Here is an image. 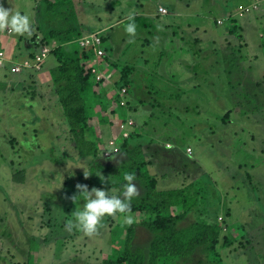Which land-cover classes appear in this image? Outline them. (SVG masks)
Returning <instances> with one entry per match:
<instances>
[{
  "label": "rangeland",
  "instance_id": "obj_1",
  "mask_svg": "<svg viewBox=\"0 0 264 264\" xmlns=\"http://www.w3.org/2000/svg\"><path fill=\"white\" fill-rule=\"evenodd\" d=\"M48 1L68 9L62 12L69 11L82 37L101 31L109 36L105 45L116 54L122 43L132 44L129 53L143 50L135 59L145 70H138L126 106L120 100L107 110L96 103L87 137L97 142L100 151H106L115 139L119 148L107 158L105 151L94 158L81 156L71 139L52 81L57 56L51 54L39 72L16 74L11 68H0V264H104L115 259L117 250H125L128 226L133 224L132 250L149 253L155 236L142 225L152 219L149 215L131 214L130 225L119 213L105 216L91 236L65 229L75 210L71 197L78 194L76 185L119 195L120 176L98 166L124 169L133 150L143 155L148 172L157 177L159 191L183 188L188 195L187 187H193L188 199L195 207L180 228L200 220L215 224L218 212L227 218L231 210L220 225L222 231L228 227L222 237L229 238L220 239L221 264H264V0L259 10L249 13L245 10L255 0ZM160 4L169 16L158 12ZM0 5L27 14L32 22L30 35L0 31V36H11L12 46L13 38L21 44L16 50L0 46L17 62L35 51L29 49L27 39L38 36L39 40L43 31L67 26L63 17L52 21L42 0H0ZM129 17L137 26L134 35L125 32ZM172 20L166 32L161 25ZM193 23L200 25L197 32L189 28ZM156 33L161 35L155 38ZM171 33L173 45L146 43L166 40ZM61 38L65 36L52 41L56 48H79ZM175 73L184 77L176 80L193 86L185 94L174 95L176 102L167 103L163 96L169 95L145 87L158 84V75L171 83L168 80L173 81ZM105 88L107 98L114 99L116 90ZM100 91L96 83L94 92ZM129 100L142 117H133L131 111L120 117ZM124 119L136 124L126 140L118 124ZM125 142L127 149L119 152ZM189 148L193 153L189 154ZM84 171L92 175L85 178ZM99 173L105 183L95 175ZM133 183L137 196L144 195L141 183ZM172 212L184 211L173 207ZM179 264L214 263L198 250L192 262Z\"/></svg>",
  "mask_w": 264,
  "mask_h": 264
},
{
  "label": "trees",
  "instance_id": "obj_2",
  "mask_svg": "<svg viewBox=\"0 0 264 264\" xmlns=\"http://www.w3.org/2000/svg\"><path fill=\"white\" fill-rule=\"evenodd\" d=\"M44 4L47 5V9H44L45 13L53 18L52 21H58L63 17L67 26L63 30L49 28L43 31V37L39 40H36L38 36H34L33 39H27L29 49L33 47L36 50L40 45H50L54 38L62 35L65 38L60 40L67 39L70 44L77 43L76 41L82 37V34L72 25L69 11L66 13L62 12V10L65 9L67 11L68 9L62 3H52L48 0H42V6ZM101 36L104 49L107 52L108 49L105 42H108L109 36L104 34ZM1 47L0 50L2 49ZM33 53L31 52L26 58H32ZM52 54L57 56L59 60V65L52 71V81L60 97V105L70 128L71 139L81 156L98 158L105 150L100 151L97 142L87 137L92 114H94L93 109L96 103L99 102L103 108L109 110L112 103L114 104V102L121 100L118 92L123 87L127 88L129 94L131 86L130 72L132 70L128 66L119 68L118 79L113 86L117 94L114 99H108L106 96L108 91L101 85V91L99 93L94 92L96 82L88 70L89 61L93 57V53L90 50L79 47L67 51L63 47L54 49ZM121 109L123 113L120 114V117L123 118L130 111L129 101L127 102V108L122 107ZM226 117H229V113L226 114ZM127 147L128 144L125 142L123 146H120L119 152L126 150ZM131 152L133 153L132 160L128 162L126 167H123L124 169L120 168V166L117 168L114 166L98 167L99 170L104 172L110 171L118 174L121 186L124 183L123 177L125 174L133 173L135 175L136 181L141 183L146 192L142 196H134L132 198L131 214L141 213L146 216L149 215L152 219L141 223L154 234L155 238L149 253L142 248L132 250L136 225L128 226L130 232L126 239L125 250H117L115 259L107 260L104 264L187 263L188 261L192 262L198 250L207 255L209 262L221 264L218 252L220 239L225 238L229 241V238L228 236L222 237V230L218 225L200 220L183 228L178 226L180 222L187 218L192 208L195 207V203L189 204L190 199H188L193 187H187L188 195L185 194V189L159 191L157 189L158 180L148 172L147 163L144 162L143 155L138 150ZM173 207L183 208L184 212L174 215L172 212Z\"/></svg>",
  "mask_w": 264,
  "mask_h": 264
},
{
  "label": "clouds",
  "instance_id": "obj_3",
  "mask_svg": "<svg viewBox=\"0 0 264 264\" xmlns=\"http://www.w3.org/2000/svg\"><path fill=\"white\" fill-rule=\"evenodd\" d=\"M129 23L125 26V32L129 35L136 33V24L132 17H129ZM32 22L27 14L20 11L12 12L0 5V31L8 30L14 34H31ZM90 173L84 171V177L88 178ZM100 177L101 182L105 183V178L101 173L95 174ZM124 183L119 195L111 194L100 188L93 187L90 191L87 185L77 184L76 195L71 197L75 210L71 213V219L65 223V229L68 232H82L91 236L98 231V225L105 216H114L119 213L122 215L125 224L133 223L131 215V200L139 194L137 185L133 183L136 177L133 173H127L123 177ZM83 201V204L80 203Z\"/></svg>",
  "mask_w": 264,
  "mask_h": 264
},
{
  "label": "built area",
  "instance_id": "obj_4",
  "mask_svg": "<svg viewBox=\"0 0 264 264\" xmlns=\"http://www.w3.org/2000/svg\"><path fill=\"white\" fill-rule=\"evenodd\" d=\"M260 3L261 0H255L253 4L245 10V12L249 13L259 10ZM159 12L164 15L169 13L168 10L163 7L159 8ZM8 32L9 34H12V32ZM102 34V32L90 33L79 38L76 42L80 48L90 50L93 53V57L89 61L90 64H88V70L93 75L95 82L104 88L109 86L113 88L118 75L116 71L111 69L110 64L106 60L107 52L103 46ZM56 47L57 46H55L54 43H51L50 45H40L39 48H36V50L33 51L34 55L32 58L28 57L20 62L10 59L7 50L1 49L0 68H11V71L16 74L42 71L46 59L53 53V50L56 49ZM118 95L122 104L126 106V97L128 96L127 88L123 87L120 92H118ZM118 124L121 127L120 133L122 139H129L131 133H133L132 129L134 130L136 128L134 121L132 119H124L118 122ZM117 148H119V146L117 145V140L115 139L110 142L109 148L105 152V157H109L112 151L115 152ZM188 152L191 154L192 150L188 149Z\"/></svg>",
  "mask_w": 264,
  "mask_h": 264
},
{
  "label": "crops",
  "instance_id": "obj_5",
  "mask_svg": "<svg viewBox=\"0 0 264 264\" xmlns=\"http://www.w3.org/2000/svg\"><path fill=\"white\" fill-rule=\"evenodd\" d=\"M179 3H180V0H179ZM161 7H165L164 5H161L160 4V6H159V8H161ZM159 8H158V12H159ZM166 8V7H165ZM177 11V10H176ZM168 12H169V10H168ZM178 12V11H177ZM160 13V12H159ZM161 14V13H160ZM161 15H163V16H169L170 15V12L167 14V15H164V14H161ZM173 17H175V15H172L171 16V18L173 19ZM190 18V17H189ZM175 20H172V21H169V25L167 24V25H161V27L163 28V29H166V32H168L167 30H169V28H170V26H172L171 24L174 22ZM199 27H200V25L198 24V23H193V25L192 26H190L189 28L192 30V31H194V32H197L198 30H199ZM7 30H4L3 32L4 33H6L7 34V32H6ZM101 32V31H100ZM174 33V32H173ZM173 33H171L170 34V36L169 37H167L166 36V40L163 38V40L162 41H158V42H151V41H148V40H146V43L148 44V45H150V47L151 46H153V45H159V43L161 44V45H163V44H167L168 46L169 45H173L174 43V40H175V36H174V34ZM165 34H169V33H165ZM159 35H161L160 33H156V34H154L153 36L155 37V38H158L157 36H159ZM1 37H4V39H5V42L3 43V41H4V39H1ZM12 38H11V36L9 37V36H7V35H5V36H0V46H2V45H4L5 47H7V48H9V49H11V47H13L15 50L17 49V47L16 46H18V47H20V45L21 44H18V42H17V40L15 39V38H13V40H14V46H12V40H11ZM158 40V39H157ZM198 39H196V41H197ZM1 43H3V44H1ZM247 44V43H246ZM131 45L132 44H128V45H125L124 43H122V49H121V51H120V53H117L116 54V52L114 53V51L113 50H111V49H109L108 47H107V49L109 50V51H107V62L110 64V67H111V69L112 70H114V71H116L117 72V75H119V72H118V70H119V68L117 67V64H121V65H123V67L124 66H128V67H130L131 68V70H132V72H130V79H131V86H133V84H134V82H135V80H137V77H138V70L139 69H142V70H145V68H140V67H138V63L136 62V59H135V56L137 55V54H142L143 53V50H141V51H136L135 52V54H132L131 52L129 53V50H130V47H131ZM249 45V44H248ZM247 45V46H248ZM124 46V47H123ZM167 46V47H168ZM128 48V49H127ZM145 48V46L142 48V49H144ZM17 52V51H16ZM18 53H19V51H18ZM30 54V51L28 52V55ZM133 56H132V55ZM121 60H122V62H121ZM144 62L146 63L147 62V60H144ZM179 73H175L174 74V80L173 81H171V80H168V81H170L171 83H169V82H165L164 80H163V76H160V75H158L157 77H156V79H157V81H158V84H149L148 86H145L147 89H153V91L155 92V93H157V94H159V95H161V96H163L162 94H165V95H169V96H163L164 97V100H165V102H167V103H171V102H176V98H175V96L174 95H180V94H185L188 90L187 89H190V88H193V86H190V85H187L186 83H184V82H180V81H178V80H176V78H179V79H183V78H180V75H178ZM173 77V76H172ZM186 77H191V75H186ZM193 78V77H192ZM158 85H160V87H158ZM131 89V88H130ZM143 102H146V101H144L143 100ZM129 103H130V100H129ZM132 103H130V111H131V115L133 114V117L136 115V116H139V117H142V113L141 112H139L137 109H135L134 107H133V105H131ZM147 112H145V114H146ZM151 115V114H150ZM144 116V115H143ZM153 117V116H152ZM151 117V118H152ZM148 118H147V114H146V119H144V120H147ZM190 149V148H189ZM192 153H193V151H192ZM151 163L148 165V166H150L151 167ZM148 168V167H147ZM148 171H149V168H148ZM150 173V172H149ZM152 176H153V174H151ZM155 176V175H154ZM156 177V176H155ZM157 178V177H156ZM158 180V179H157ZM193 185V184H192ZM191 186V185H190ZM183 189V188H182ZM192 212V211H191ZM218 213H221V214H219V216H217V220H219V221H217V222H214L216 225H218L219 227H220V225H221V223H223L224 224V222H226V220H227V218L229 217V215H231V210H230V212H227V218H224V215L222 214V211H220V212H218ZM230 213V214H229ZM223 215V216H222ZM226 229H224L223 231H221V232H224L225 234L228 232V227L226 226L225 227ZM225 234H222V236L223 235H225Z\"/></svg>",
  "mask_w": 264,
  "mask_h": 264
}]
</instances>
